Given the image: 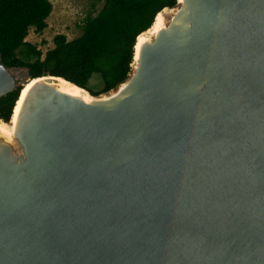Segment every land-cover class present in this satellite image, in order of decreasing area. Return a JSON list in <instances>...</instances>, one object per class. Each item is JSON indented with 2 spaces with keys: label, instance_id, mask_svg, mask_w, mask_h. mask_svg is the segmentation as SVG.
<instances>
[{
  "label": "water",
  "instance_id": "95a60500",
  "mask_svg": "<svg viewBox=\"0 0 264 264\" xmlns=\"http://www.w3.org/2000/svg\"><path fill=\"white\" fill-rule=\"evenodd\" d=\"M163 9L114 88L21 84L0 264H264V0ZM17 83L0 58V97Z\"/></svg>",
  "mask_w": 264,
  "mask_h": 264
},
{
  "label": "trees",
  "instance_id": "16d2710c",
  "mask_svg": "<svg viewBox=\"0 0 264 264\" xmlns=\"http://www.w3.org/2000/svg\"><path fill=\"white\" fill-rule=\"evenodd\" d=\"M176 0H103L95 14L85 16L81 34L68 40L52 38L42 52L25 40L29 29L40 33L52 10L50 0H0V58L7 68L23 70L25 78L62 77L86 88L93 73L100 76L99 94L114 88L130 70L137 35L152 24L155 15ZM22 83L0 97V119L8 121Z\"/></svg>",
  "mask_w": 264,
  "mask_h": 264
},
{
  "label": "rangeland",
  "instance_id": "374dc122",
  "mask_svg": "<svg viewBox=\"0 0 264 264\" xmlns=\"http://www.w3.org/2000/svg\"><path fill=\"white\" fill-rule=\"evenodd\" d=\"M52 10L46 18L47 26L40 33L29 29L25 40L36 45L42 52L52 47V38L56 34H64L68 40L81 34V25L86 15L95 14L102 6L103 0H50ZM18 83L27 79L23 70L16 69ZM86 88L91 92L100 91L102 81L98 74L93 73Z\"/></svg>",
  "mask_w": 264,
  "mask_h": 264
},
{
  "label": "bare ground",
  "instance_id": "6f19581e",
  "mask_svg": "<svg viewBox=\"0 0 264 264\" xmlns=\"http://www.w3.org/2000/svg\"><path fill=\"white\" fill-rule=\"evenodd\" d=\"M163 10H164V9H163ZM161 21H162V13L159 12V13L156 14V16H155V23H154V25L151 27V29H149V30L146 31V32H143L142 34H140L139 37H137L138 44L143 40V36H144L145 34H150V33L152 32V30H156V29L160 26ZM137 46H138V45H137ZM29 81H30V80H29ZM29 81H28V82H29ZM25 84H26V83H25ZM57 85H58L59 89L65 91V92H69V93H72V94H80V93H82V91H81L79 88L67 84V83H66L64 80H62V79H58V84H57ZM26 88H27V87L23 88V90H22V92H21V96L24 94ZM85 98H86V96H85ZM17 104H19V102H18ZM17 108H18V107L16 106L15 109H14V113H13V116H12V118H11L10 123H13V121H14V117H15V113H16V111H17ZM10 129H11L10 126L0 124V130H2V131H4V132H9Z\"/></svg>",
  "mask_w": 264,
  "mask_h": 264
}]
</instances>
